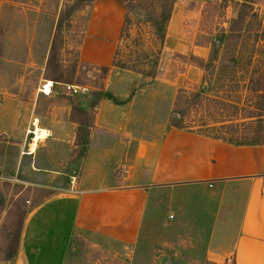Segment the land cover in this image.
Listing matches in <instances>:
<instances>
[{
  "label": "crops",
  "instance_id": "1",
  "mask_svg": "<svg viewBox=\"0 0 264 264\" xmlns=\"http://www.w3.org/2000/svg\"><path fill=\"white\" fill-rule=\"evenodd\" d=\"M124 15L120 0H94L89 8L78 60L110 70L76 173L67 171L77 130L70 104L59 100L58 110L45 123L36 96L30 102L3 98L0 103V143L17 146L33 184L53 192L27 215L18 259L23 264H65L79 230L95 234L112 228L120 241L133 244L152 210L151 201L161 192L185 185L217 189L237 183L245 186V197L231 241L235 264L264 260V145L233 147L171 128V103L166 105L156 91L161 80L111 67ZM182 17L175 18L173 9L164 46L181 29ZM194 39L183 35L170 49L206 59L209 49ZM34 127L47 136L35 153L32 145L25 152Z\"/></svg>",
  "mask_w": 264,
  "mask_h": 264
},
{
  "label": "rangeland",
  "instance_id": "2",
  "mask_svg": "<svg viewBox=\"0 0 264 264\" xmlns=\"http://www.w3.org/2000/svg\"><path fill=\"white\" fill-rule=\"evenodd\" d=\"M75 1L0 0V103L3 98L30 102L36 96L38 113L47 118L45 123L49 122L48 119L59 108V100L69 104V94L64 91V85L54 84L46 79L55 72L56 67L60 68L65 79L71 80L69 85L85 87L88 90L87 94L77 97L81 102H89V95L93 90L105 87L106 81L101 78L100 73L78 60L89 7L73 12L60 25L56 39V56L47 69L58 18ZM152 1L133 0L127 30L118 45L117 61L132 64V60L148 53L151 57L140 68L150 71L155 59L153 56L157 57L162 70L157 76L161 82L156 85V91L166 98V105L170 101L172 109L178 91L193 89L200 84L202 75L196 70H188V60L179 58L170 49V45L183 35L188 38L194 36L195 43H204L207 36L217 34L220 26L227 28L232 18L231 8L221 15L220 12L211 13L213 10L208 9L207 4L213 6L228 1L227 4L231 6L241 0H177L174 17L183 16L182 26L179 32L170 34L173 37L168 39V44L161 53L158 51L159 45L153 30L147 23L146 11ZM252 2L254 4L251 12L253 16L257 15L264 40V0ZM206 7L207 14L198 16ZM248 27L251 31L245 33L240 43L232 41L233 46L254 54V59L245 57L238 61L237 77L241 84L248 81L245 76L239 77L241 68H255L264 64V41L254 42L253 37L258 30L257 24L250 20ZM47 82L52 83V92L49 95L41 92ZM243 87L241 85L236 89L230 86L224 88V91L232 97L240 92L243 98L246 95ZM262 106L264 107V103ZM222 114L224 120H229L234 115L232 110ZM197 117L194 114L190 119ZM212 122L207 119L208 124ZM45 123L41 122L42 127ZM44 136H47L45 131ZM32 137L31 134L26 139L25 152L31 150ZM45 137L37 141L34 153ZM3 141V137H0V142ZM19 156L20 150L17 146L0 143V264H23L18 255L15 259L7 258L6 255L14 242L19 223L22 221V234L25 220L36 206L35 203L47 199L41 198L43 194L38 193L40 189L26 174L25 156ZM244 197L245 186L237 183L217 189L185 185L180 189L161 192L151 201L152 210L145 216V223L135 243L127 245L120 241L116 230L112 228L95 234L79 230L75 233L65 264H218L227 253L233 256L235 264L231 241L234 239L236 221ZM25 211L28 216L23 218ZM170 216L173 218L169 219ZM255 264H264V260Z\"/></svg>",
  "mask_w": 264,
  "mask_h": 264
},
{
  "label": "trees",
  "instance_id": "3",
  "mask_svg": "<svg viewBox=\"0 0 264 264\" xmlns=\"http://www.w3.org/2000/svg\"><path fill=\"white\" fill-rule=\"evenodd\" d=\"M94 0H76L70 7L66 8L59 16L51 42L49 56L47 59V69L50 61L54 60L56 53V39L59 36L60 25L65 22L73 12L80 11L84 8L91 7ZM125 5V15L122 23L119 41L114 54L111 67L129 71L143 77L157 78L162 68L158 63L157 57L153 56L154 63L150 67V71L143 68L151 57L145 53L137 60H132V64L119 63L117 61L118 45L126 33L129 15L132 12L133 0H120ZM152 1V0H150ZM177 0H154L147 8V23L153 30L155 40L159 45V53L164 50L165 36L167 26L171 19L173 9ZM224 1V0H223ZM148 2V1H147ZM227 2L210 6L207 4L211 13L220 12L224 15L226 9L231 8L232 18L228 22L227 28L220 26L218 32L214 36H207L204 43L197 45L206 46L208 56L206 59L199 58L195 55L184 56L178 54L179 58L187 59L188 67L198 68L201 73V82L193 89H180L175 96L172 109L169 115V126L173 129L193 133L204 138L221 142L233 147H260L264 145V64L255 68H241L239 77H246L247 82L238 80L237 70L238 62L245 57L250 60L254 57L253 52L246 53V50H240V47L233 46V42H241L247 31H251L248 27L250 20L257 24V32L254 34V42L264 41L257 15L253 16L251 7L254 2L252 0H241L229 6ZM155 4H157L155 6ZM207 7L203 13L207 14ZM252 15V16H251ZM245 54L247 56H245ZM157 59V60H156ZM254 59V58H253ZM78 64V62H76ZM92 70L100 73L103 80H106L109 74V67H96L85 64ZM184 74V73H182ZM237 77V78H236ZM54 84L69 85L70 79H65L63 72L59 67L55 68V72L46 78ZM244 85L246 95L242 98L240 92L235 93V97L227 95L224 88L230 86L239 89ZM225 93V94H224ZM67 100L71 106V120L77 125L75 150L69 163L68 173H76L80 161L85 157L88 146L89 130L93 127L94 109L104 97V87L93 90L90 95V101L81 102L78 96H67ZM232 110L233 116L229 120H224L221 116L222 112ZM196 114L198 117L191 120L190 117ZM224 115V114H222ZM207 119H211V124L207 123ZM41 196L48 198L53 194L52 191L38 190ZM41 200V199H40ZM42 201H38V205ZM34 208V207H33ZM28 214L23 213V218ZM23 220V219H22ZM24 222V220H23ZM16 236L7 258L15 259L19 247V240L22 230V221L19 223ZM74 240V238H73ZM72 240V242H73ZM72 244V243H71Z\"/></svg>",
  "mask_w": 264,
  "mask_h": 264
},
{
  "label": "built area",
  "instance_id": "4",
  "mask_svg": "<svg viewBox=\"0 0 264 264\" xmlns=\"http://www.w3.org/2000/svg\"><path fill=\"white\" fill-rule=\"evenodd\" d=\"M209 1H212V0H209ZM63 89L66 93H68L71 96H80V95L87 94V92H88V90L85 87H81V86H77V85H64ZM51 92H52V86L50 88V93ZM49 94H45V95H49ZM35 130L36 129L34 127L33 131L31 132V134L33 135V137L31 138V141L33 140V138L35 136L34 135ZM123 173H126V171L124 170ZM172 218H173L172 216L169 217V219H172ZM218 264H234V258L231 254H227L221 259L220 262H218Z\"/></svg>",
  "mask_w": 264,
  "mask_h": 264
},
{
  "label": "bare ground",
  "instance_id": "5",
  "mask_svg": "<svg viewBox=\"0 0 264 264\" xmlns=\"http://www.w3.org/2000/svg\"><path fill=\"white\" fill-rule=\"evenodd\" d=\"M51 86H52V83L51 82H47L46 84H45V86L43 87V89H42V93H44V94H49L50 93V88H51ZM35 136H34V138H33V140H32V145L35 147V144H36V142L40 139V138H42L43 137V131H40V130H36L35 131V134H34Z\"/></svg>",
  "mask_w": 264,
  "mask_h": 264
}]
</instances>
